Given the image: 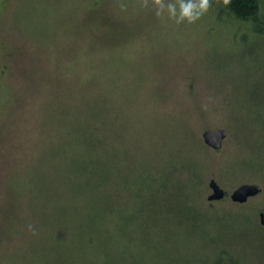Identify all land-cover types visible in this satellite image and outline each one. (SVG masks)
<instances>
[{
  "label": "rangeland",
  "instance_id": "rangeland-1",
  "mask_svg": "<svg viewBox=\"0 0 264 264\" xmlns=\"http://www.w3.org/2000/svg\"><path fill=\"white\" fill-rule=\"evenodd\" d=\"M260 28L217 7L176 25L156 17L151 0L147 8L143 0H0V264H215L224 249L240 264H264ZM95 113L111 147V190L134 194L153 169L168 177L149 221L124 227L108 216L107 235L95 231L108 223L95 217L105 191L83 170L62 168L55 152L60 127L70 131L67 145L82 131L63 126V116L93 124ZM217 129L227 132L220 151L203 140ZM173 169L186 178L176 187ZM193 175L199 186L187 182ZM212 179L223 201H207ZM243 184L263 191L233 203ZM249 218L254 227L236 226Z\"/></svg>",
  "mask_w": 264,
  "mask_h": 264
},
{
  "label": "trees",
  "instance_id": "trees-1",
  "mask_svg": "<svg viewBox=\"0 0 264 264\" xmlns=\"http://www.w3.org/2000/svg\"><path fill=\"white\" fill-rule=\"evenodd\" d=\"M211 7L214 8H221L223 11H227L231 17H234L240 21L248 22L254 25V28L256 31L261 30V26L264 25V12L261 9V0H211ZM101 27H98L97 30H100ZM11 48H8L10 50ZM7 54L11 55V51H7ZM53 62V61H52ZM54 63V62H53ZM2 65V64H1ZM57 65V63L55 64ZM76 65L78 66V69L81 67L85 70H87V66L89 63L86 61L80 63L77 62ZM4 69H6L8 72L11 70V67L7 64H3ZM52 73V71H47L46 74ZM82 77L77 75L78 81L77 83H81V78L84 80L85 72L79 73ZM106 74V73H105ZM29 81L31 75L28 76ZM56 77H54L55 79ZM58 82L60 83V78H57ZM88 78L86 77V81ZM110 77L105 75L104 78L101 81L104 82H110ZM84 81H82L83 83ZM102 84V83H101ZM96 87H100L99 84L96 85ZM24 94L28 96H33L37 93L31 91L30 95L23 92ZM22 96V94H21ZM31 100H33L30 97ZM29 99V101H30ZM68 101V100H64ZM34 102V101H30ZM72 103H68L62 110L64 111V114L67 112H70L68 110V107L71 106ZM73 105V104H72ZM67 117H62V119H65L62 122L63 126H67L70 124H74V126H78L82 129L79 133L78 129V137L79 139L75 138V141L71 142L70 144L75 145L76 147L73 149L74 155L70 153L69 156V148L72 146L66 141H70V131L67 127H60V134L61 138L58 139V150H55L56 154H58V157H60L61 161V167L62 168H69V169H81L85 173L89 174L91 177L90 184L92 183L94 188H99L105 191V196L101 195V202L102 204L101 211L96 213V218L105 219V225L103 227H99L97 231H100L102 235H107L108 232H110V225H109V219L108 216L114 217L116 222L120 223L124 227H128L127 225L132 221V219H135L136 221H139L140 223L144 221H149L150 215L157 213L160 206H161V200L164 198L165 190L167 188V182L164 178L168 177L164 174H161L160 172L151 171V176L142 177V182L140 184H137L138 187H136V191L134 194L126 195V192L119 189V191H113L111 190V184L110 181H108V165H107V159L111 157V153L109 151V148L111 149L110 145L103 140L106 136L103 134L101 130L102 125H97L100 118L97 113H95V121L92 124L88 121L87 117L85 116H76L73 118V120ZM86 123H89L87 125ZM82 134V135H80ZM92 134V135H91ZM91 135L90 137H88ZM104 135V136H102ZM89 141V152H87V149H84V141ZM71 152V151H70ZM56 161H59L58 159ZM92 168V169H90ZM176 172V174H175ZM171 176H173V179H171V182L173 184L172 187H176L181 180H185L186 178H182L181 172H177L175 169H173V175L171 173ZM88 177V178H90ZM200 178V176H199ZM202 180H198L194 177V175L187 179V182H191L195 186H199ZM90 184H88L90 186ZM122 187H127L126 184ZM145 192H149L148 195H144ZM226 199V198H225ZM125 204L122 206V203ZM212 205H209V208H211ZM104 209V212L102 211ZM233 212V211H232ZM233 215L236 216L237 219H239L240 214L233 212ZM107 216V217H106ZM242 217V216H241ZM248 218V217H246ZM250 219V218H249ZM244 221V222H243ZM239 220V222L236 223V226L240 229L244 223H249V226L252 227L254 225V222L252 219L248 222V219L245 220ZM254 227V226H253ZM97 229V228H96ZM108 230V231H107ZM219 258L215 262V264H240L237 262L236 259L231 257L232 255L229 252H226L225 249L220 251Z\"/></svg>",
  "mask_w": 264,
  "mask_h": 264
},
{
  "label": "clouds",
  "instance_id": "clouds-1",
  "mask_svg": "<svg viewBox=\"0 0 264 264\" xmlns=\"http://www.w3.org/2000/svg\"><path fill=\"white\" fill-rule=\"evenodd\" d=\"M155 15L167 17L176 25L195 24L210 9L211 0H151ZM149 6V0H143V7ZM31 229V225L29 226Z\"/></svg>",
  "mask_w": 264,
  "mask_h": 264
},
{
  "label": "water",
  "instance_id": "water-1",
  "mask_svg": "<svg viewBox=\"0 0 264 264\" xmlns=\"http://www.w3.org/2000/svg\"><path fill=\"white\" fill-rule=\"evenodd\" d=\"M227 137V132L224 129L207 130L203 133V140L207 147L214 151H220ZM209 188L212 194L208 196L207 201L210 203L223 201L227 197L226 191L221 188L218 182L212 179L209 182ZM261 186L256 184H243L235 189L230 195L233 203L245 204L249 199L257 197L262 193ZM262 224L264 225V213L260 214Z\"/></svg>",
  "mask_w": 264,
  "mask_h": 264
}]
</instances>
